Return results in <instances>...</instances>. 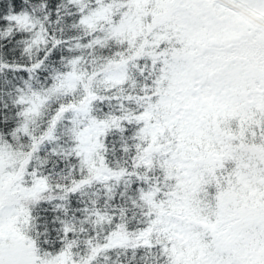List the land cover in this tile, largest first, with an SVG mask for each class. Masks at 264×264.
Segmentation results:
<instances>
[{
  "label": "snow or ice",
  "instance_id": "1",
  "mask_svg": "<svg viewBox=\"0 0 264 264\" xmlns=\"http://www.w3.org/2000/svg\"><path fill=\"white\" fill-rule=\"evenodd\" d=\"M0 264H264V0H0Z\"/></svg>",
  "mask_w": 264,
  "mask_h": 264
}]
</instances>
